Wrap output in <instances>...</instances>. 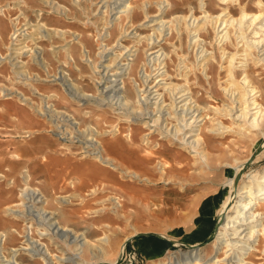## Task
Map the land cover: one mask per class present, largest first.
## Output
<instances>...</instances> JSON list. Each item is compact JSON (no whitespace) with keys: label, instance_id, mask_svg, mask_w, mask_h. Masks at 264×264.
Returning <instances> with one entry per match:
<instances>
[{"label":"bare ground","instance_id":"6f19581e","mask_svg":"<svg viewBox=\"0 0 264 264\" xmlns=\"http://www.w3.org/2000/svg\"><path fill=\"white\" fill-rule=\"evenodd\" d=\"M46 1L47 3L49 2V0ZM56 1L53 2L52 0V2L48 3L49 6L51 5L50 8L67 12V8L58 5L59 3H56ZM75 1L80 3L81 0ZM87 1L96 3L97 6L94 10L103 14L102 20L104 22L102 28L103 30L105 29L103 41H109L114 37L109 29L116 22H120L121 34L117 37L119 39L118 49L120 51L112 53L110 49L113 47L109 46L108 48L107 44L103 42L102 49L99 51L100 57H111H109V61L106 64L101 65L102 70H97L96 68L98 67L95 65L96 60H92L95 61L91 69H93V73L95 72L99 76L95 77L96 88L90 94L83 86H79L74 77L67 72V64L69 63L70 65L69 60L71 57L73 58V46L70 45L71 42L69 41L78 39V43L83 46L81 56H87V60H91V52L86 49L87 45L83 41L84 33L82 31H73L70 36H74V38L67 40L69 38L67 30L58 27L48 28L46 24L44 26L38 25L37 30L40 29V31L45 33L42 36H49V39L52 37V34L63 36V40L67 43V46L64 48L67 60L65 59L64 63L60 65V71L51 74V70L48 67L46 68L45 58L40 57L42 51L40 52L39 47L26 45L28 49L16 51L19 58L22 55L30 53L35 65L46 70L47 76L52 77H43L39 73L32 75V72L30 73L27 69H22L23 66H18L20 62L24 61L22 59L18 58L17 61L13 62L16 68V76L22 79L24 83L29 84L41 95V103L35 104L31 96L15 87L16 101L19 102L15 107L18 113V116H16L18 124L26 121L33 122L36 117L40 115L44 116L48 118L43 119L48 123L47 131H59L62 136H69L67 140L71 141L70 145L77 147L78 150L75 152L81 154V159H88L90 163L86 164L94 165L91 168V173L105 177L107 173L101 169L99 165L101 164L117 170L122 179L136 181V183L144 182L146 185L161 182L170 184L175 181L169 176L173 168L171 159L163 158L160 154H163L162 151L166 146L172 149H184L189 153L193 151V155L195 156L194 163H200L202 169L210 167L209 152L202 133L207 120H210L212 124L206 127L215 136H223L231 132L239 135L241 138L256 136L258 132L264 136L263 90L257 83L258 79L252 76L255 67H264V0H256L258 9L255 11L249 10L242 0H220V3L227 6H224L216 14L210 11L206 0H199L200 15L190 9V13L176 14L171 19L164 17V13L169 5H172L170 0ZM153 3L157 4L158 13H151L150 9ZM229 3L239 4V16L232 14V11L229 10ZM121 13H124L126 18L129 19L128 22H131L130 26L134 27L136 22H140L139 25H142L148 21V25L153 27V33L148 34L146 38V45L152 44L151 47L149 46L150 48L148 47L152 49L150 53L148 52L149 54L146 53L148 56L144 61L145 63H143L144 65L142 64L144 72H142L141 76L133 79L128 78L131 75L129 70H132L134 61L136 60L134 58L136 54H131L130 51L132 50H130L131 48L128 49L129 45H126L122 41L130 33L127 34V26L124 27L121 23ZM138 14L143 15L144 20H139L137 18L139 17ZM31 22H27L28 25L24 29H22V26L17 27L18 24L14 22L13 26L15 29L11 38L15 40L24 33L23 35H26L24 39L30 37L32 40H35L36 32L30 31L29 33H25V30H28L33 25H31ZM182 27H185L187 30L190 37L188 41L190 40V44L196 48L197 52L195 53V60L188 61L185 53L181 55L179 54L180 52L175 51L179 54L180 61L177 67L178 72L174 74L169 70L168 52L158 43L161 42L160 37L164 35L165 30L172 29L180 33ZM210 27L215 32V40L218 43L217 48L220 51L219 57L215 50H210L206 46V41L201 36V32H208ZM231 27H233V30H231ZM106 33H110L111 37L108 38L109 35ZM134 34H137V32ZM233 36H235V40ZM0 40L4 41L1 27ZM138 40L139 43L142 39L139 37ZM229 43L232 44L233 50H229ZM175 48L182 50V45H177ZM147 50L145 49V51ZM17 57L10 54L6 58L2 55L0 59H8L12 62ZM214 63L218 64L220 68L217 75L220 78L219 85L225 97L223 103H219L218 97L212 93ZM76 67L78 68V66ZM199 73L203 74V77L208 82V86L201 84ZM125 76H128V78ZM121 80L123 81V87L127 89L128 85L131 91L122 94L124 88L120 86ZM36 81L58 82L63 89L69 92L71 99L79 101V103H81L80 101H85V103L95 102L97 106L106 105L114 110L116 114H119L122 120L126 121V128L124 129L125 125L121 124V122H111L109 123V127H105L100 121H97L95 125H92V123L86 125L84 122H80L73 114L68 113L67 110H59L53 103H50L52 98H61V96L58 93L42 92L36 86ZM198 87H204L205 93H210L211 95L200 97L195 92ZM12 88H0V96L4 90H13ZM132 96H135L137 101H134ZM3 102V105L0 102V110L5 109ZM134 103L136 104L134 105ZM27 108L34 110L33 115L29 113ZM209 110L217 116L206 119L210 115ZM222 116H229L231 120L227 122ZM204 119L206 121L202 122ZM43 130L40 128H29L24 132L27 136L28 134L26 133L31 135L35 132H43ZM155 132L157 133L153 136L152 134ZM137 135H140V137ZM120 137H123V140ZM135 139H140L144 145L145 155H141L134 147L124 157V160H120V158L113 154V151L123 154L124 146H127V142L133 144ZM258 143L259 141L254 143L249 156L245 158L235 156L233 161H226L224 163L232 168L233 172L224 182V185L228 188V192L223 198L219 210L228 207L231 203V198L234 197L235 201L230 206L228 212H226L223 223L216 234L213 242V253L206 254L205 251L203 252L202 247L198 246L191 251L167 253L160 258L152 259L150 261L151 264L264 263L254 262V260L249 259L256 251L261 250L264 253V167L252 173L243 172L241 180L236 182V177L242 173L245 163L252 159L250 156L253 155L254 151H259L255 160L264 155V147L261 149L256 148ZM157 154L160 155L158 156ZM144 161L148 162L155 169L144 166ZM133 165H143L144 171L134 168ZM155 170L159 172V180L157 181L153 180L150 175L152 171L156 172ZM21 173L23 184L20 188L19 200L6 204L2 211L7 217L6 221L11 222V220L17 221L18 219L26 221L24 233H20L12 225L7 226L5 220L0 217V221L4 220L3 224H0V264H24L19 260L21 253H26L33 259L42 261L43 264H66L65 257L54 254L46 242L42 241L40 237H34V220L38 221V224H36L38 226L36 228L37 235L49 236L52 239V235L65 238V241L74 247L75 257H70V260L73 262L72 264H85L86 262L84 263L80 257L86 252H89L91 257L96 259H105L110 255L109 248L114 244V236H116V229L113 224L108 221L102 222V225L98 226L102 230V233L92 239L88 236L86 229L78 231L69 224L62 223L60 219L63 205L72 203L76 198L83 200L86 195L99 192L105 188V183H97L85 194L72 192L61 195L52 192L51 194L55 195L53 199L58 206L50 209L48 206L52 200L50 197L52 195H47L40 187L31 185L33 176L28 166ZM7 177V172H0V178L7 179L9 183L7 185L8 188H12L14 181H11ZM74 180V178L69 179V183L75 187L76 183ZM147 198H137L129 192L127 199L123 203L121 195H111L109 197L110 204H105L103 201L101 202L102 206L93 210V213H95L94 217L112 214L116 218L138 216V210L133 207L138 208L139 205L145 208L143 211H149V214L155 213V208H150V200H147ZM127 206L130 207V211L129 209L128 211L125 209ZM125 211L128 213H125ZM28 221L31 222L29 223ZM186 221H191V219L188 218ZM132 227L133 233L123 238L119 252L124 240L138 233V227L135 225H132ZM14 233L23 237L19 246L9 245L8 240L14 238ZM222 252L223 255H221Z\"/></svg>","mask_w":264,"mask_h":264},{"label":"rangeland","instance_id":"374dc122","mask_svg":"<svg viewBox=\"0 0 264 264\" xmlns=\"http://www.w3.org/2000/svg\"><path fill=\"white\" fill-rule=\"evenodd\" d=\"M50 1L52 2V0H49V2ZM54 1L56 0H53V2ZM170 1L172 5H169L164 13V17L167 19H171L176 14L190 13V9L196 14H201L199 0ZM206 2L208 8L214 14L220 12L224 6H227L220 3V0H206ZM242 2L246 4L247 8L251 11L258 9L256 0H242ZM46 3V0H0V27L4 36V41L0 40V55L6 58L10 54H13L14 57H17L16 51L28 49L26 45L37 46L40 52L42 51L40 57L45 58L47 64L46 68L48 67V69L51 70V74H53L56 71H60V65L64 63L66 59L64 48L67 46V43L63 40V36L58 34H52L50 39L49 36H42L44 32L40 31V29L37 30V26H44V24H46L48 28L58 27L60 29H65L69 33V35H67L69 37L67 40L74 38V36H70L73 31H82L84 33L83 41L87 45L86 49L91 52V60L89 59L90 61H88L87 56H81L83 46L78 43V39L71 40L69 42H71L70 45L73 46V58L71 57L69 60L70 65L69 63L67 64V72L74 77L79 86H83L88 93H93L96 88V78L99 75L95 74V72L93 73L91 66L96 60L95 65L98 67L96 69L102 70L103 68H101V65L109 61L108 59L111 56H106L105 58L100 57L99 51L102 49L103 42L107 44L108 48L109 46L113 47L110 49L112 53L120 51L118 49L119 39H117L121 34L120 22H116L115 25L109 29L114 37L109 41H103V34H105V29L103 30L102 28L104 22V20H102L103 14L94 10L97 6L96 3H91L87 0H81L80 3L75 0H57L56 3H59L58 5L62 7L65 6L67 12H61L50 8L51 5L49 6V4L47 3V5ZM228 6L232 14L235 16L240 15L239 4L229 3ZM150 10L151 13L159 12L156 3L151 5ZM138 15L139 17L137 18L139 20L144 18L143 15ZM121 16L122 25H124V27L127 26V34L130 33L128 36L124 37L122 41L126 45H129L128 49L131 48V54H136L134 55V58H136L134 66L132 70H129L132 76L130 75L129 78L125 76L128 79H133L137 76H141L142 72H144L143 63H145L144 61L148 56L146 53L149 54L152 49H149L152 44L149 45L150 47L146 45V38L148 34L153 33V27L148 25V21L142 25H139L140 22H136L134 27L130 26L131 22H128L129 19L126 18L124 13H121ZM108 17L110 16L108 15ZM14 22L18 24L17 27L22 26V29L27 27V22H31V25H33L28 30H25V33H29L30 31L36 32L35 40H32L30 37L24 39L26 36L23 35L24 33L13 40L11 35L15 29L13 26ZM231 30H233V27H231ZM135 32H137V34H134ZM106 34L109 35L108 38L111 37L110 33ZM201 36L205 39L206 46L210 50H215L219 57L220 51L217 48L218 43H216L215 40L214 30L210 27L208 32H201ZM139 37L142 39V43H138ZM233 37L235 40V36ZM188 39H190V37L185 27H182L180 33L172 29H167L164 35L160 37L161 42L158 44L163 46L168 52L169 70L171 73L176 74L178 72L177 67L180 61V57H178L179 54L182 55V53H185L188 61L195 60V53L197 51L196 48L192 47ZM177 45H182V50L180 48H175ZM23 46L25 47L20 49ZM228 48L229 50H233L231 43H229ZM145 49L149 51H145ZM175 51L180 53L178 54ZM112 56L114 55L112 54ZM18 58L19 57L12 62L8 59H0V62L3 61L0 63V88L13 87V90H4L0 96L1 105H3V100H5V102H3L5 104V109L0 110V172H7V178L14 181L12 188H8L7 185L9 183L7 179L4 180V178H0V217L4 220L7 219L5 213L2 211L3 207L6 204L19 200L18 196L20 195V188L23 184L21 172L28 166L33 176L31 185L40 187L47 195H52V192L61 195L70 194L72 192L85 194L97 183H105L106 186L104 189L95 194L86 195L83 200L74 199L72 203L63 205V210L61 211L62 216L60 219L62 223L69 224L78 231L86 229L88 236L92 239L98 237L102 233V230L98 227L102 225V222L108 221L115 226L116 236H114V244L109 248L110 255L105 259H96L92 258L89 252H86L80 257L84 263L86 262L85 264H151L150 261L152 259L160 258L167 253L191 251L198 246L202 247L203 252L205 251L206 254H212L214 251L213 242L219 227L223 223L226 212H228L230 206L235 201L234 197L231 198L230 205L219 210L222 205V200L228 192V188L224 185V182L233 172L232 168L224 163L226 161H233L235 156L240 158L249 156L256 141H259L256 148H263L264 136L260 132H258L256 136L254 135L250 138H241L239 135L232 132L226 133L223 136H215L210 132L209 128L206 127L212 124L210 120H207L202 133L206 140V148L209 152L210 167L202 169L200 163H194L195 156L193 155V151L189 153L184 149H172L166 146L162 151L163 154H160L163 158L171 159L170 161L173 163V168L169 176L175 181L170 184L161 182L153 185H146L144 182L136 183V181L122 179L117 170L99 163L101 169L107 173V175L105 177L98 176L97 174L91 173V168L94 165L86 164L90 163L88 159H81V154L75 152L78 149L75 145H70L71 141L67 140L69 136H62L59 131H47L48 123L44 120L48 118L40 115L36 117L33 122L26 121L18 124L16 119L18 113L15 107L19 102L16 101L15 87H18L28 96H31L35 104L41 103V95L39 92L16 76V68L13 62L17 61ZM19 59L24 61L20 62L18 66H23L22 69H27L30 73L32 72V75L39 73L43 77L52 78L47 76L48 73L46 70L35 65L30 53L20 56ZM93 59L95 60L92 61ZM76 66H78L79 69ZM218 69H220L218 64L214 63L212 93L218 97L219 103H223L225 97L219 85L220 78L217 75ZM254 69L252 76L258 79L257 83L262 88L264 97V67H255ZM198 75L201 78V84L208 86V82L205 77H203V74L199 73ZM36 86L42 92L58 93L61 98L54 97L50 100V103H53L59 110H67L68 113L73 114L77 120L84 122L86 125L89 123L95 125L97 121H100L105 127H109V123L111 122H121V124L125 125L124 129L126 128V121L122 120L119 114H116L114 110L106 105L97 106L95 102L85 103V101H80L81 103H79V101L72 100L69 92L63 89L58 82L36 81ZM120 86L123 87L122 80L120 81ZM129 91H131V89L127 85V89L124 88L122 94L128 93ZM195 92L200 97L211 95L210 93H205L204 87H198ZM132 98L134 101H137L135 96H132ZM135 104L136 103H134V105ZM27 109L29 113L33 115L34 110ZM209 112L210 115H208L206 119L217 116L214 112L210 110ZM222 117L227 122L231 120L229 116ZM206 119L202 122L206 121ZM151 124H153V122H151ZM29 128H40L44 130L46 128V130H43V132H35L31 135L26 133L28 134L26 136L24 131ZM156 133L157 132L152 135L154 136ZM123 137L120 138L123 140ZM138 137H140V135ZM132 147L136 148L141 155L146 154L145 147L140 139H135L133 144L127 142V146H124L123 154L116 151H113V154L120 158V160H124V157L129 154ZM258 152L259 151H254L253 155L250 156L252 159L245 163L242 173L236 178V182L241 180L243 172L252 173L263 169L264 155L255 160ZM160 154L157 155L159 156ZM142 166L133 165L134 168L144 171ZM144 166L155 169L146 161H144ZM225 169H227V171H225ZM155 171L156 172L152 171L150 175L153 180L157 181L159 180V172L157 170ZM70 177L75 179V187L69 183ZM129 192L134 194L137 198L142 197L144 199L148 197L147 200H150V208H155V213L149 214V211H143L145 208L139 205L138 208L133 207L138 210V216H132L130 218H127L128 216H123L121 218H116L112 214L94 217L95 213H93V210L102 206L101 202L104 201L105 204H110L111 201L109 197L116 194L119 196L121 195L122 202L124 203ZM50 197L52 200L48 207L54 209L58 206L53 199L55 195ZM125 209L127 211L128 209L129 211L131 210L128 206ZM127 211H125V213H128ZM188 218L191 219V221H186ZM4 220H1L0 224H3ZM34 221V237H40L42 241L48 244L50 250L54 254L65 257L66 264H72L73 262L70 259L72 256L73 258L75 257L74 247L69 245L65 241V238L63 239L52 235V239L49 238V236L37 235L36 228H38V226L36 224H38V221ZM25 222L26 221H21L20 219L17 221L11 220V222L5 220L7 226L12 225L14 228L18 229L20 233H24ZM28 222L30 223L31 221ZM132 225L137 226L139 231L124 240L119 252L123 238L131 235L134 231ZM211 236H213V238H211ZM22 239V236L14 233V238L8 240V242L9 245L19 246ZM125 246L126 251L124 249ZM221 255H223V252ZM249 259L252 261L254 260V262H264V253L261 250L256 251ZM19 260L24 264H43L42 261L33 259L26 253H21ZM112 260H114V262H112Z\"/></svg>","mask_w":264,"mask_h":264},{"label":"water","instance_id":"95a60500","mask_svg":"<svg viewBox=\"0 0 264 264\" xmlns=\"http://www.w3.org/2000/svg\"><path fill=\"white\" fill-rule=\"evenodd\" d=\"M236 178H238V176L236 177ZM218 226V225H217ZM216 229H217V227H216ZM211 238H213V236H211ZM128 241H129V239H128ZM169 242H171L170 240H168Z\"/></svg>","mask_w":264,"mask_h":264},{"label":"built area","instance_id":"2783aa9c","mask_svg":"<svg viewBox=\"0 0 264 264\" xmlns=\"http://www.w3.org/2000/svg\"><path fill=\"white\" fill-rule=\"evenodd\" d=\"M125 251H126V246L124 247ZM123 255V254H122Z\"/></svg>","mask_w":264,"mask_h":264}]
</instances>
